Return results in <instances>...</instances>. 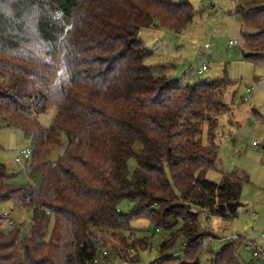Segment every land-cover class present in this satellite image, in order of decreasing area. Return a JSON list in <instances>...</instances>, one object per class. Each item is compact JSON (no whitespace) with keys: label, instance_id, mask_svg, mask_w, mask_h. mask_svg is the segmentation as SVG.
Segmentation results:
<instances>
[{"label":"trees","instance_id":"16d2710c","mask_svg":"<svg viewBox=\"0 0 264 264\" xmlns=\"http://www.w3.org/2000/svg\"><path fill=\"white\" fill-rule=\"evenodd\" d=\"M235 14L243 58L264 64V0H238ZM192 17L191 4L176 0H0V124L29 138L38 176L34 199L31 181H11L0 163V204L34 203L29 237L0 230V264H112L114 252L144 248L133 237L135 219L165 234L163 249L181 238L180 264H199L203 241L216 239L202 212L234 217L246 181L217 168L214 138L232 81L172 83L145 65L152 51L138 37L159 26L179 33ZM36 42L52 61L62 54L67 83L58 101L33 77L38 62L17 53ZM50 103L55 114L42 126ZM247 243L232 237L208 250L211 264H242Z\"/></svg>","mask_w":264,"mask_h":264},{"label":"rangeland","instance_id":"374dc122","mask_svg":"<svg viewBox=\"0 0 264 264\" xmlns=\"http://www.w3.org/2000/svg\"><path fill=\"white\" fill-rule=\"evenodd\" d=\"M176 1L191 4L192 20L179 33L165 26L142 28L138 33L139 40L142 46L152 51L144 63L154 72L166 74L172 83H198L221 77L232 81L224 95L228 106L219 116V128L214 138L218 147L217 168L223 172H237L246 176L234 217L225 219L202 212V226L209 229L216 239L203 241L204 249L199 264H211V255L207 251H218L232 237L253 243L249 249L245 245L239 249L242 264H264L261 263L264 255V64L257 65L245 60L240 45H228L229 40L237 39L239 43L242 40L239 16L235 14L238 0ZM48 49L47 44L36 42L17 53L29 55L38 62L33 77L44 84L48 93L58 101L61 95L59 88L67 83V75L61 61L62 54L58 53L52 61ZM203 65L207 70L197 74ZM247 87L252 88L249 103L243 101ZM55 111V105L50 103L46 111L38 116L42 126H46ZM252 141L260 145L253 146ZM28 145L30 140L21 129L0 124V163L12 175L10 180L15 183H25L28 178L36 183L38 176L32 170L37 161L27 165L25 174L15 162L17 148ZM55 150L62 152V148ZM128 167L133 171V158L128 160ZM207 177L216 182L220 180L217 171L208 172ZM13 199L25 205L20 198ZM130 206L128 201H124L119 208L122 213H126ZM11 208V202L3 203L0 212ZM12 213L18 216L19 210L13 209ZM19 219L16 217V220ZM131 226L135 228L133 237L141 241L144 248L139 245L123 256L114 252L112 264H180L179 251L183 249L184 243L181 238L174 240V247L163 249L161 243L165 234L152 223L145 219H135L131 221ZM0 230L5 228L0 227ZM254 250L259 252L258 257L252 255ZM174 253H178V260L160 261Z\"/></svg>","mask_w":264,"mask_h":264},{"label":"built area","instance_id":"2783aa9c","mask_svg":"<svg viewBox=\"0 0 264 264\" xmlns=\"http://www.w3.org/2000/svg\"><path fill=\"white\" fill-rule=\"evenodd\" d=\"M228 45L239 46L240 43L237 39H234V40H229ZM206 70H207V67L205 65H203L200 69L197 70V74H202ZM251 93H252V88L247 87L245 89V94L243 96L244 102H247V103L250 102ZM251 144L253 146H259L260 145L257 141H252ZM31 157H32V150L29 146H25L23 148H17L16 154H15V162L21 166L24 174L27 170L26 169L27 165H29V163H30ZM27 180L30 181L29 178ZM31 183H32V181H31ZM32 185H33L32 192L34 193V199H35L36 193H37L36 192L37 186L34 183H32ZM10 202L12 204L13 209L19 210V214H18V216H15L12 213V210H13L12 208L9 211L0 212V227H3V228H5V230H8V231L17 228L20 236L29 237L31 235V228L33 225L32 210L34 208V203H32L31 206L29 205L30 204V198L29 197H27L25 199V205H23L18 199H12ZM19 205L20 206L22 205L23 207L20 208ZM27 215L29 217L28 219H26ZM16 217H20L21 219L16 220ZM252 246H253V243H250V242H248L245 245V247L247 249L251 248ZM176 255L177 254H174L175 258L177 257ZM252 255L254 257H258L259 252L257 250H254L252 252ZM262 259H264V255H262Z\"/></svg>","mask_w":264,"mask_h":264},{"label":"water","instance_id":"95a60500","mask_svg":"<svg viewBox=\"0 0 264 264\" xmlns=\"http://www.w3.org/2000/svg\"><path fill=\"white\" fill-rule=\"evenodd\" d=\"M155 24L157 25L158 24V21H155Z\"/></svg>","mask_w":264,"mask_h":264},{"label":"crops","instance_id":"0c3cea01","mask_svg":"<svg viewBox=\"0 0 264 264\" xmlns=\"http://www.w3.org/2000/svg\"><path fill=\"white\" fill-rule=\"evenodd\" d=\"M252 264V263H251Z\"/></svg>","mask_w":264,"mask_h":264}]
</instances>
